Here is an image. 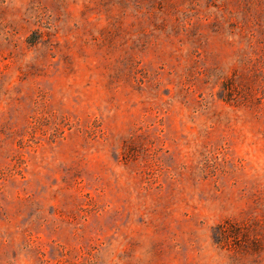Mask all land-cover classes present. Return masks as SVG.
Here are the masks:
<instances>
[{
  "label": "rangeland",
  "instance_id": "1",
  "mask_svg": "<svg viewBox=\"0 0 264 264\" xmlns=\"http://www.w3.org/2000/svg\"><path fill=\"white\" fill-rule=\"evenodd\" d=\"M0 264H264V0H0Z\"/></svg>",
  "mask_w": 264,
  "mask_h": 264
}]
</instances>
